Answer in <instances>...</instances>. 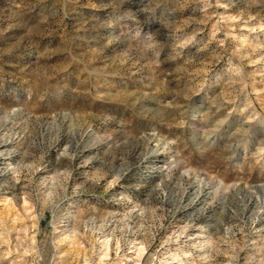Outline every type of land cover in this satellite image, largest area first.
Returning <instances> with one entry per match:
<instances>
[{
    "label": "rangeland",
    "instance_id": "obj_1",
    "mask_svg": "<svg viewBox=\"0 0 264 264\" xmlns=\"http://www.w3.org/2000/svg\"><path fill=\"white\" fill-rule=\"evenodd\" d=\"M261 185L264 0H0V264H264Z\"/></svg>",
    "mask_w": 264,
    "mask_h": 264
},
{
    "label": "bare ground",
    "instance_id": "obj_2",
    "mask_svg": "<svg viewBox=\"0 0 264 264\" xmlns=\"http://www.w3.org/2000/svg\"><path fill=\"white\" fill-rule=\"evenodd\" d=\"M3 169V168H2ZM9 169V168H8ZM261 187H263L264 188V185H261Z\"/></svg>",
    "mask_w": 264,
    "mask_h": 264
}]
</instances>
